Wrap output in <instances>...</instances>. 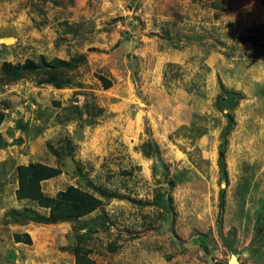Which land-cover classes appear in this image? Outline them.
Segmentation results:
<instances>
[{"label": "rangeland", "instance_id": "rangeland-1", "mask_svg": "<svg viewBox=\"0 0 264 264\" xmlns=\"http://www.w3.org/2000/svg\"><path fill=\"white\" fill-rule=\"evenodd\" d=\"M56 59L63 89L40 82ZM29 164L102 206L37 223ZM78 256L264 264V0H0V264Z\"/></svg>", "mask_w": 264, "mask_h": 264}, {"label": "trees", "instance_id": "trees-1", "mask_svg": "<svg viewBox=\"0 0 264 264\" xmlns=\"http://www.w3.org/2000/svg\"><path fill=\"white\" fill-rule=\"evenodd\" d=\"M29 64L31 70H33V64ZM6 67L13 68L11 65H6ZM75 68L76 66H74L73 62L56 59L47 65L46 73L42 74V81L40 82L41 84L52 85L57 89H63L70 85V81L66 76L68 75V72ZM22 71H25V68L20 69L18 73L19 76L23 74ZM104 86L105 88H110L112 83L104 79ZM17 170L19 181V188L17 191L18 200H28L37 203L39 207L50 211L49 218H37V223L48 225L81 219L91 215L102 206V200L90 191L74 186L60 192L54 198L45 195L41 184L46 180L59 176L61 171L58 169L44 166L42 164H29L27 166H19ZM26 236V243L32 244L30 236L28 234H26ZM17 241L21 242L22 237L17 236ZM77 264L95 263L93 261L90 262V260L86 259L84 256H78Z\"/></svg>", "mask_w": 264, "mask_h": 264}, {"label": "crops", "instance_id": "crops-1", "mask_svg": "<svg viewBox=\"0 0 264 264\" xmlns=\"http://www.w3.org/2000/svg\"><path fill=\"white\" fill-rule=\"evenodd\" d=\"M83 219L86 220L85 218H81L80 220H83ZM89 220H91V219H89ZM38 231L39 230L37 229L34 232L29 231V233H28V235L30 236L33 243H35L36 239L38 238ZM38 242H39V240H38Z\"/></svg>", "mask_w": 264, "mask_h": 264}, {"label": "bare ground", "instance_id": "bare-ground-1", "mask_svg": "<svg viewBox=\"0 0 264 264\" xmlns=\"http://www.w3.org/2000/svg\"><path fill=\"white\" fill-rule=\"evenodd\" d=\"M232 261H235V259H233Z\"/></svg>", "mask_w": 264, "mask_h": 264}, {"label": "water", "instance_id": "water-1", "mask_svg": "<svg viewBox=\"0 0 264 264\" xmlns=\"http://www.w3.org/2000/svg\"><path fill=\"white\" fill-rule=\"evenodd\" d=\"M231 263H232V262H231ZM231 263H230V264H231Z\"/></svg>", "mask_w": 264, "mask_h": 264}]
</instances>
